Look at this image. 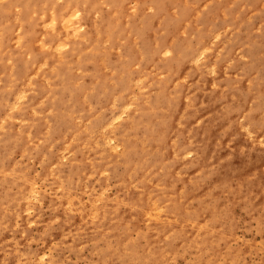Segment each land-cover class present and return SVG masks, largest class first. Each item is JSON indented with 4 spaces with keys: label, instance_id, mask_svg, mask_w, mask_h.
<instances>
[{
    "label": "rangeland",
    "instance_id": "374dc122",
    "mask_svg": "<svg viewBox=\"0 0 264 264\" xmlns=\"http://www.w3.org/2000/svg\"><path fill=\"white\" fill-rule=\"evenodd\" d=\"M0 264H264V0H0Z\"/></svg>",
    "mask_w": 264,
    "mask_h": 264
},
{
    "label": "bare ground",
    "instance_id": "6f19581e",
    "mask_svg": "<svg viewBox=\"0 0 264 264\" xmlns=\"http://www.w3.org/2000/svg\"><path fill=\"white\" fill-rule=\"evenodd\" d=\"M74 12H75V10H74ZM74 12L71 13L72 16H73ZM49 13H50V11H49ZM52 15L53 14H51V17H52ZM51 17H50L49 20H52L53 21V18H51ZM72 18H74V17H72ZM72 18H70V19H72ZM65 30H66V26H65ZM34 76H35V74H34ZM23 98H24V96H23ZM210 103H212V105H210V106L214 110L213 114L210 115L209 109H207L206 105H204V104L200 105V109L201 110L198 109V112H200V111L201 112H205V116H204V120H203L202 125H200V126H192L187 120H185L184 121V129H182V131L191 138V144L193 146V149L197 152V154H199V158L202 155V154H200L202 152V149L206 145H208L209 146V150L211 152H214V154H215V153L218 152V149L220 148L219 145L224 144V142H220V143L218 142L217 143V141L215 139V129L217 128V124L215 123V118H217L218 114H220V111H217L218 110L217 107H214V103L215 102H210ZM189 108H190V105L187 106V107H185L184 109H182L179 112V113H181V117H180V118H182L181 120H184L185 119V116H186L185 114L187 113V110H189ZM169 112H170V116H169L168 122H171V123L172 122H175L177 120V116L175 115V111L172 112L171 110H169ZM115 117H117V116H115ZM150 135L151 134L149 133L147 136H150ZM151 137H152V142H150L149 146H146L145 145V147H148L149 150H152L153 152H161L162 154H164L166 152L167 148H170V145L171 144L170 143L168 144V143L163 142L161 134L160 135L159 134H152ZM214 154H213V156H214ZM212 162L213 163H221L223 161H222V159L219 160L218 157H214V159L212 160ZM251 185H252V187L257 188V187H260V186L263 185V181L254 178L253 179V184H251ZM239 188H240V190L243 189V187H239ZM35 194H36V192H35ZM92 212H94V211H92ZM163 237H164V235H163Z\"/></svg>",
    "mask_w": 264,
    "mask_h": 264
}]
</instances>
